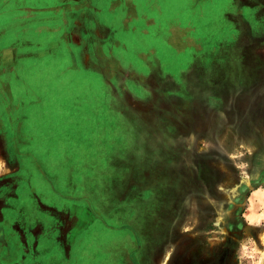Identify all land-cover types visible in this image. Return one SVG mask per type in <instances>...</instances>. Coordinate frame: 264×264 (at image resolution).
Here are the masks:
<instances>
[{
	"label": "rangeland",
	"instance_id": "obj_1",
	"mask_svg": "<svg viewBox=\"0 0 264 264\" xmlns=\"http://www.w3.org/2000/svg\"><path fill=\"white\" fill-rule=\"evenodd\" d=\"M124 1L105 83L14 69L41 104L28 171L0 112V264H264V0Z\"/></svg>",
	"mask_w": 264,
	"mask_h": 264
},
{
	"label": "crops",
	"instance_id": "obj_2",
	"mask_svg": "<svg viewBox=\"0 0 264 264\" xmlns=\"http://www.w3.org/2000/svg\"><path fill=\"white\" fill-rule=\"evenodd\" d=\"M130 8L124 0H0V112L3 115V125L9 128L10 121L13 122L12 95V103L18 111L16 122L22 133L18 149L19 155L25 158L20 163L23 171L30 169L25 164L28 160L25 151L28 148H21L24 143H28L25 137L26 127L31 123L29 107L38 106L40 101L33 100L23 87L22 91L18 90V95L15 94L10 83L14 69L19 64L32 61L36 66L31 69L36 72L42 63L49 61L48 69L53 70L54 63H57L55 60L62 57L75 70L81 68L91 80L96 77L95 79L100 82L103 79L105 83L113 73H109L112 70L108 68V58L103 56L110 54L107 53L108 48L118 47L122 43L119 35L124 32L125 22L131 15ZM60 30V36L56 33L59 39L54 38L46 43L39 40L42 32L53 34ZM102 30L115 39L111 43L106 39L95 42L93 38L100 36ZM111 51L116 58L117 49ZM107 109H111L108 104L105 110ZM33 164L41 173L45 172L39 159ZM31 180L22 178V182L31 183ZM31 186L33 187L32 183Z\"/></svg>",
	"mask_w": 264,
	"mask_h": 264
},
{
	"label": "flooded vegetation",
	"instance_id": "obj_3",
	"mask_svg": "<svg viewBox=\"0 0 264 264\" xmlns=\"http://www.w3.org/2000/svg\"><path fill=\"white\" fill-rule=\"evenodd\" d=\"M27 137H25V139H26ZM20 140V138H18V140H17V138H15V140H13V141H19ZM29 145V143H24L22 146H21V148H23V150L25 149V148H27V146ZM15 148V147H14ZM15 150H16V148H15ZM15 153H17L18 155H19V153H18V150H16V151H14Z\"/></svg>",
	"mask_w": 264,
	"mask_h": 264
}]
</instances>
